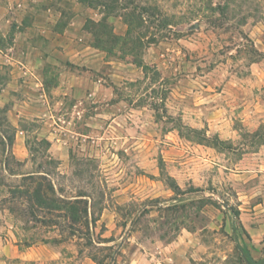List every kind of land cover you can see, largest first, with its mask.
<instances>
[{"label": "rangeland", "instance_id": "374dc122", "mask_svg": "<svg viewBox=\"0 0 264 264\" xmlns=\"http://www.w3.org/2000/svg\"><path fill=\"white\" fill-rule=\"evenodd\" d=\"M263 157L264 0H0V264H132L182 231L187 263H244ZM29 174L88 224L32 215Z\"/></svg>", "mask_w": 264, "mask_h": 264}, {"label": "crops", "instance_id": "0c3cea01", "mask_svg": "<svg viewBox=\"0 0 264 264\" xmlns=\"http://www.w3.org/2000/svg\"><path fill=\"white\" fill-rule=\"evenodd\" d=\"M261 161L262 168L259 171L262 175L259 181L235 186L232 206L235 207V218L239 230L249 243L250 253L264 256L262 251L264 247V157ZM191 235L182 231L170 242L163 244L155 242L149 249L138 248L133 253L132 264H191L184 261L189 260L186 251L193 241ZM21 253L22 257H28L29 250L26 249Z\"/></svg>", "mask_w": 264, "mask_h": 264}, {"label": "trees", "instance_id": "16d2710c", "mask_svg": "<svg viewBox=\"0 0 264 264\" xmlns=\"http://www.w3.org/2000/svg\"><path fill=\"white\" fill-rule=\"evenodd\" d=\"M27 184L22 188L21 193L27 198L30 205V213L36 216V212H42L39 216L42 222H48L56 225L55 219L64 217L68 222V228L73 229L77 224H88V208L82 206L81 202L76 198L74 201L66 200L60 197H54L55 189L51 184L45 186L43 177L35 178L33 174L26 175ZM53 195V196H52ZM86 214V218L81 214ZM95 219L91 216V223ZM242 258L246 264H264V256L253 258L248 248L240 247ZM264 253V247L262 249Z\"/></svg>", "mask_w": 264, "mask_h": 264}]
</instances>
